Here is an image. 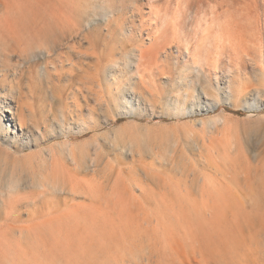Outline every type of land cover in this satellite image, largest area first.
I'll list each match as a JSON object with an SVG mask.
<instances>
[{"label": "rangeland", "instance_id": "obj_1", "mask_svg": "<svg viewBox=\"0 0 264 264\" xmlns=\"http://www.w3.org/2000/svg\"><path fill=\"white\" fill-rule=\"evenodd\" d=\"M95 13L88 38L52 53L54 65L0 72L38 123L40 108L69 120L43 121L56 136L27 148L0 131L2 152L33 158L70 142L98 166L74 183L91 196L32 187L46 171L18 168L29 206L0 214V264H178L182 251L264 264V0H0V57L14 48L16 61ZM134 52L131 72L107 76Z\"/></svg>", "mask_w": 264, "mask_h": 264}, {"label": "bare ground", "instance_id": "obj_2", "mask_svg": "<svg viewBox=\"0 0 264 264\" xmlns=\"http://www.w3.org/2000/svg\"><path fill=\"white\" fill-rule=\"evenodd\" d=\"M123 4H125V2ZM112 8L113 7H111V9ZM111 9L107 10L105 15H102L104 20L105 19L107 20V18L109 17L110 14L108 11H111ZM91 14H93V13H91ZM95 14L96 15H90L89 14V17L98 15L97 13H95ZM76 16L71 18L70 20H68L67 25L65 24L66 25L65 27L67 28V30L69 32L68 34L66 33L65 35H63V34L62 35L61 34L60 35H52V37H50V36L48 37V36L43 35V37L41 38V42L38 43L41 45H37V47H35V48L30 47V48L26 49L25 51L21 52L18 55V59L16 61L13 60V52L15 51L14 48L12 51L2 53L1 57H0V72H2L4 70L6 71V69H12V68H13V70H16L19 67L23 66V64L31 63L32 61L37 60V59H43V60L46 59L47 60V59L52 58L50 60V62H48V63H50L48 65H54L55 59L53 58L52 53H58L57 50H59L63 47L64 48L68 47V48L72 49L73 47L71 48L69 45V42H71L72 40L83 41L84 39H87L88 38L86 36L87 34H85L86 30H88L97 21V19L94 17L93 18L90 17L92 19H86L88 17L85 18V17H78V16L76 17ZM17 24H18V22H17ZM52 25H54V24H52ZM49 28H50V26H49ZM61 28H62V26H61ZM45 29H47V28H45ZM14 33H16V32H14ZM15 36L17 37V35H14V37ZM24 38L27 39V37H23V39ZM140 49H142V47ZM135 56H136L135 52L133 55H131V54L127 55L126 54L124 56L125 61H123L122 64L119 63V61L113 62L108 67L107 76H110L111 78H115L118 73H121L124 70H126L127 72L128 71L131 72L133 70L132 69L133 64L135 65V63H134L135 62L134 61ZM143 63H144V61H143ZM45 70H46V66L42 65L39 67V73L40 74L44 75ZM9 81H12V80H10V79L6 80V77L5 78L3 77V79L1 78L0 79V86L4 87V89H6V87L9 85L8 84ZM5 91H6L5 92L6 95H4V96L2 95V97H3L4 102H6V104L9 106H0V131H2V135L4 134V136L6 137L8 142L11 143V145H16L17 142L23 141V143H21L22 148H25V147L27 148V147H30L32 145L38 146V145H40L41 142H44V140H45L44 137H46L47 135H50L53 137L56 136V132L53 129H51L49 132H46L45 130L41 129V125L45 124V122H43V121L49 122L50 123L49 127H51V128H53L55 124L63 126L64 123L67 121L65 118H63V117H65V113H63L62 110H60L61 111L60 114H55V112L53 110H49L48 113L45 115L44 108H40L39 109V116H41V117H40V123H38L35 119L34 110L32 109V107H30V105L27 102H23V104H21L20 99L19 100L16 99V97L18 96V93H15V96H14L13 95L14 92H11L9 94V92H7L8 89H6ZM42 94H43L42 92L38 93L39 96H41ZM56 100H58V102H59L60 98L56 97ZM15 103H16V105H15ZM41 106H43V105H41ZM57 108H60V104L57 106ZM78 120H79V123H81V124L84 123V121L82 119H80L79 117H78ZM68 123H69V120L67 121L66 124H68ZM50 125H52V126H50ZM42 152H44V151H40V152H38V154H35V155L32 154L33 158H26L25 156H23L20 159L19 157H14L13 154H11V152L10 153L7 151L5 153L2 152V150L0 148V171L2 169H7V171L10 174L9 180L7 182H5L6 184L3 183V185L5 184L4 186L0 184V214H6V215H10L12 213H15V214L18 213L19 214L21 207L29 206V203H24V201H23L24 198H22V196L20 195L21 191L29 188V186H22L25 184H20L21 178L18 177V170L17 169L20 167H23V166L24 167L31 166V167H35V168H40V169L46 171V173H47L46 176L45 175L40 176L41 178H43V180H40L39 183H37V185L35 184V186L31 185L32 187H35L38 189H44L45 191H47L46 188H48L51 191H55V192H59V193H67V194H71L73 196H81V195L91 196L90 195L91 192H90V194L86 193V191L82 192L81 191L82 189L81 190L79 189L81 186L78 188V186L75 185L77 183V180L80 177L82 171H89L90 173H93L94 175L98 174V170L94 169V168L98 167L96 164V159L87 156V151L82 144H74V143L67 142L64 145H57V146L52 147L48 151L47 154H44ZM65 157H67L68 162H70V165H73L72 168L69 167V164H67V162L64 160ZM26 159L27 160L33 159V162L31 164H28L29 161L26 162ZM22 160H24V163L22 162ZM48 161L51 162L50 169L47 166V164L49 163ZM69 183L71 184V186H69ZM40 197H42V196H40ZM40 197H38V198H40ZM23 234H21V235H23ZM174 247H175L174 249H176V250L180 249L179 247H176V245ZM180 251L178 252V254L180 253ZM186 252L187 251H184V252L182 251V257L180 259H178V260H180L178 264H195L194 262L211 264V261H212L211 258H205L202 255L196 256L193 253L190 254V252H188V254H187ZM96 256H97V254H96ZM215 256H217V255H215ZM94 258L97 259V261L99 260L96 257H94ZM151 259L152 258H148V260H143L145 262H143V261L142 262L145 264H153L154 261H151ZM176 259L174 261H177ZM125 260L128 261V258ZM214 260H215V262L221 264L219 259L214 258ZM89 261H93V260H88L87 262H89ZM134 261H135V259H134ZM134 261L131 262V260H130L131 263H134ZM137 261L139 262V260H137ZM174 261L169 259V262H171V264H174V263L176 264V262H174ZM100 262L101 261H99V263ZM169 262H167V263L170 264ZM43 263H45V262H43ZM92 263L98 264V262H96V260H95V263L94 262H92ZM51 264H52V262H51ZM88 264H91V263L89 262ZM118 264H126V261L118 263ZM127 264H128V262H127ZM154 264H156V263L154 262Z\"/></svg>", "mask_w": 264, "mask_h": 264}]
</instances>
